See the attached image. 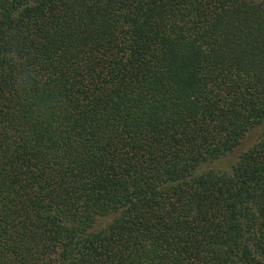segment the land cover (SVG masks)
<instances>
[{
    "label": "trees",
    "instance_id": "16d2710c",
    "mask_svg": "<svg viewBox=\"0 0 264 264\" xmlns=\"http://www.w3.org/2000/svg\"><path fill=\"white\" fill-rule=\"evenodd\" d=\"M0 264H264V0H0Z\"/></svg>",
    "mask_w": 264,
    "mask_h": 264
},
{
    "label": "rangeland",
    "instance_id": "374dc122",
    "mask_svg": "<svg viewBox=\"0 0 264 264\" xmlns=\"http://www.w3.org/2000/svg\"><path fill=\"white\" fill-rule=\"evenodd\" d=\"M257 133L258 130L255 128H252L249 131H247L244 134V136H242V138L240 139L238 145L232 151L228 152L226 155H224L218 161H216L214 163V166L218 167V166H225L226 164H230V162L235 159L238 153L253 141Z\"/></svg>",
    "mask_w": 264,
    "mask_h": 264
}]
</instances>
